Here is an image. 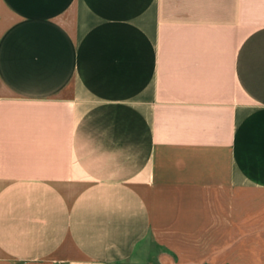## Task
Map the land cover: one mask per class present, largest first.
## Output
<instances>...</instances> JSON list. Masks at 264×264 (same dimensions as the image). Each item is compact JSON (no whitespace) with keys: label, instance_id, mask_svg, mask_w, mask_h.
<instances>
[{"label":"crops","instance_id":"1","mask_svg":"<svg viewBox=\"0 0 264 264\" xmlns=\"http://www.w3.org/2000/svg\"><path fill=\"white\" fill-rule=\"evenodd\" d=\"M222 186L264 188V0H0V264L131 263Z\"/></svg>","mask_w":264,"mask_h":264},{"label":"rangeland","instance_id":"2","mask_svg":"<svg viewBox=\"0 0 264 264\" xmlns=\"http://www.w3.org/2000/svg\"><path fill=\"white\" fill-rule=\"evenodd\" d=\"M211 205L163 224L128 264H264V188L222 186Z\"/></svg>","mask_w":264,"mask_h":264}]
</instances>
